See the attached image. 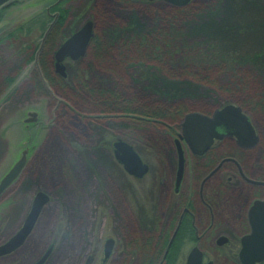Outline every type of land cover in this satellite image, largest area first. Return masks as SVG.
I'll list each match as a JSON object with an SVG mask.
<instances>
[{
    "label": "rangeland",
    "instance_id": "rangeland-1",
    "mask_svg": "<svg viewBox=\"0 0 264 264\" xmlns=\"http://www.w3.org/2000/svg\"><path fill=\"white\" fill-rule=\"evenodd\" d=\"M53 1L20 0L0 6V37L22 27L13 38L0 41V74L8 77V88L0 92V180L21 152L29 151L20 176L0 196V244L22 226L37 192L50 196L26 241L0 256V264H35L50 243L55 248L47 264H85L93 253L99 260L92 264H101L108 238L116 242L117 260L112 264H138L130 259L125 263L128 242L135 233L140 234V225L151 230L155 224L156 205L143 190L145 186L153 189L151 180L158 175L167 153L177 162V132L172 129L179 131V125L164 120H155L156 126L138 123L127 117L125 110L102 113V106L107 105L101 104L99 109L88 104L101 92L92 85L113 87L125 96L124 106L133 109H157L159 105H177L178 99H183L189 112H210L241 99V92L233 88L237 76L233 71L245 76L246 81L250 74L251 79L255 76L248 67L262 72L264 0H207L192 3L183 14L166 3H60L66 15L61 24L52 26L42 51V62L52 63L48 73L52 78L54 73V81L61 79L55 78L60 76L54 71L53 52L87 20H94L95 34H103L105 45L113 47L100 57L96 54L101 51L92 47L79 61L67 60L64 86L62 82L51 85L43 70L38 71L39 45L51 16L60 15ZM172 18L178 22L175 27ZM135 38H142L146 44L143 51L155 56L162 57L170 48L168 62L161 66L156 61H142L147 56H139ZM175 51L179 55L172 54ZM175 57L184 58L186 63L222 64L215 77L212 75L216 84H205L198 74L188 79L166 77ZM77 69L86 71L90 84L83 82ZM217 80L226 84H217ZM28 111L38 112V120L27 126L24 119ZM182 119H177L178 124ZM117 139L127 141L143 159L153 163L144 187L124 174L114 159L112 144ZM221 191L215 201L214 228L203 238L204 252L214 264H237L228 255L239 245L219 248L215 239L219 234L240 231L235 213L241 194L231 189ZM161 203L165 205L166 200L161 199ZM192 245L183 247L177 264H185Z\"/></svg>",
    "mask_w": 264,
    "mask_h": 264
},
{
    "label": "flooded vegetation",
    "instance_id": "flooded-vegetation-1",
    "mask_svg": "<svg viewBox=\"0 0 264 264\" xmlns=\"http://www.w3.org/2000/svg\"><path fill=\"white\" fill-rule=\"evenodd\" d=\"M18 1L20 0H9L5 3H17ZM88 1L90 3L100 2V0ZM102 1L103 3H147L150 5H153L154 3H166L168 6H171L173 10L176 8H182L185 9L184 12L187 11L186 8L190 7L192 3H207V0ZM78 2L79 0L53 1V3ZM216 2L221 3V0H216ZM174 3L185 4L175 5ZM48 14L52 15V13L50 12H48ZM51 17V23L53 22L54 26L55 24H57L60 17L59 12ZM172 20L175 24L172 26L175 27L178 22L175 21L174 18H172ZM88 21H91L93 24V36L90 39L86 53L91 49L90 47L92 41L96 35L94 20L89 19L86 22ZM71 35H69V37ZM63 43L59 44V47L56 49V51ZM45 45L42 47V41L39 45V72L42 71V51ZM110 47L111 44L107 43L106 48L104 47L102 49V53L104 49L109 50ZM56 51L53 52L54 58L52 61L54 64L55 72ZM170 51L172 50H168L167 53H170ZM50 52H48V54H50ZM167 53L162 54L164 60H166L167 56L165 57V55ZM262 56L264 57V53ZM80 58L71 59L68 57L64 61V64L67 60L77 62L80 60ZM262 64L263 65L261 66V73H258L254 69L248 67V71H250V73L255 76H253V79H251L252 77L250 74L251 80L248 79L247 81L245 80V76L243 77L242 75H238V72L233 71L234 75H237L234 81L236 85L233 86V88L241 92V99L231 101L232 103L229 102L224 103L223 105H219L210 112H200L209 117H212L215 110L222 109L228 104H234L241 108V111L248 117L254 131L252 137L248 134L247 141L245 143L240 144L238 142L237 136H235L234 134L230 135L226 133L221 138H214L213 143L204 153H194L187 142L180 139L179 137V135L181 134V123L183 122L185 116L190 112L199 111L187 112L184 114L181 122L177 124L179 125V131H177L178 129L171 128L175 133L177 132V136L174 139L177 162H174L172 159H170L168 153L166 154V159L161 160V166L157 170L158 175H156L155 178L151 180V183L154 184V187L153 189L151 188V190L146 189L147 186H145V180L148 174L153 171V163L150 164L147 160L143 159L141 153H139L138 150H136V148L134 147L136 152L140 155L142 161L147 164L148 171L142 177H136L130 174L125 169L123 164H121L116 159L114 155V143L116 140L113 142V156L116 162L120 165L119 167H121L124 174H127L135 182V184L140 185L141 187L145 186L143 191L145 192L146 198L149 200L151 199V203H153V205H156L154 215L155 224L153 229L149 230L146 228H142L141 225L139 226L140 234L135 233L132 239H130L131 241L128 242L129 244L127 245V247L129 249V254L125 256V263L127 259H130L137 260L138 264H164L167 261H169L171 264H177V261L181 258L183 247L188 243H193L192 247L186 255L185 263L192 248L198 247L203 253V262L207 263L210 261L212 262V264H214V260L209 259L204 252L205 250L203 246V238L208 231L214 228L215 220L217 218L215 201L219 199L222 192L221 190L231 189L241 194V199L237 204V210L235 213V215L237 216L235 217L237 222L236 226H238V230L240 231L237 232V230H234L235 233L230 235L227 233L219 234L215 239V244L219 248H223L230 243H233V247L235 248L239 245V249L237 251H232V254L228 256L230 257V259L235 260L237 264H242L240 258L242 238L245 235L250 234L251 232L250 212L254 209L256 203L259 204L258 202H264V58H262ZM162 65L163 64H161V66ZM220 66H222V64H220ZM220 66L219 64L216 66V72L219 70ZM169 68L170 66L167 68V71H169ZM59 76L60 78L58 79L65 81V77H62L60 74ZM165 76L174 80V78L172 76H169L168 74H165ZM40 82H42V77L40 79ZM217 83H220V85L226 84L224 80H217ZM34 123H37V121ZM177 140H179L178 142H180V146L183 152V170L180 180H178L180 154ZM48 197L50 201V196L48 195ZM161 199L163 201L166 200L165 205L164 203H161ZM49 201L42 208V212L48 205ZM253 213L256 212L253 211ZM222 236L225 237V241L219 243V239ZM109 239L112 240V243L109 244V255H106L107 242ZM48 245L49 244L45 246L42 257L47 253V251H49V254L41 264H47L50 260L51 255L53 254L55 245L53 243H50L49 246ZM115 248V240L113 238H108L103 245V258L101 264H112L117 260V256H115ZM97 259L99 260L98 256L93 253L86 257L85 264H92ZM55 261L58 260L56 259ZM256 264H264V260L257 262Z\"/></svg>",
    "mask_w": 264,
    "mask_h": 264
},
{
    "label": "water",
    "instance_id": "water-1",
    "mask_svg": "<svg viewBox=\"0 0 264 264\" xmlns=\"http://www.w3.org/2000/svg\"><path fill=\"white\" fill-rule=\"evenodd\" d=\"M7 1L9 0H0V6ZM174 4L184 5L185 3ZM53 24L52 22L44 34L42 47ZM92 36L93 24L88 21L64 41L55 53V70L58 74L62 77L67 76L64 61L68 57L79 59L84 56ZM37 116L38 113L36 111H28L24 122L28 126L29 123L37 121ZM226 133L237 136L240 144L247 141L248 134L251 137L254 134L248 117L241 111V108L234 104H228L222 109L215 110L212 117L200 112L188 113L181 123V134L179 137L187 142L194 153L202 154L211 146L214 138H221ZM178 141L180 154L178 180H180L183 170V152ZM28 152V149H24L11 169L1 178L0 196L20 176L27 163ZM114 155L125 169L136 177H142L148 171L147 164L142 161L134 146L127 141L122 139L115 141ZM48 201L49 197L45 192L39 191L36 193L22 226L6 242L0 244V256L11 253L26 241L38 221L42 208ZM258 203L255 204L254 209L250 212L251 232L242 238L240 251L242 264H256L264 260V202ZM253 211L256 213H253ZM224 241L225 237H220L219 243ZM110 243H112L111 239L107 242L106 255H109ZM48 254L49 251L36 264H41ZM185 264H212V262L204 263L202 251L198 247H194L190 251Z\"/></svg>",
    "mask_w": 264,
    "mask_h": 264
},
{
    "label": "trees",
    "instance_id": "trees-1",
    "mask_svg": "<svg viewBox=\"0 0 264 264\" xmlns=\"http://www.w3.org/2000/svg\"><path fill=\"white\" fill-rule=\"evenodd\" d=\"M53 8L60 11V17L58 19L57 24L58 23L61 24L63 22V18L66 15V11L67 10L61 9L60 4L57 5V6H54ZM176 10H180L181 12L176 11ZM176 10H174V11L178 12L180 14L186 13V12H184L185 9H182V8L181 9H177L176 8ZM0 16H1V13H0ZM21 29H22V27H19V28L15 29L13 32L5 34V36L0 37V41L8 40L10 38H13L19 32V30H21ZM54 29H55V27H54ZM52 32H51V34H52ZM51 34H50V36H51ZM134 40L137 41L135 43L137 47H135V48L141 53V55H139V56H142V54H146V56H147V57H144L142 61H144V62L156 61V62H158L160 64H163L162 62H168V61L164 60V58L159 56V55L155 56V55L150 54L149 52H144L143 51V48H144L143 46H146V44H143L142 41H140V40H142L141 38H135ZM135 41H133V42H135ZM105 43H106L105 42V36H103V34H102V36L101 35L99 36L97 34V35H95V38L93 39L90 48L93 47L94 51L99 50L102 53V49L104 47L106 48ZM167 47H168V45H166L165 48H167ZM111 48H113V47H110V49ZM124 48H126V47H124ZM157 50H160V48L157 47ZM168 50H170V48H168ZM106 52H107V50L104 49L102 54L101 53H97L96 55L100 57L102 55H105ZM125 52L128 53V51H125ZM139 52H136V53H139ZM151 52H154V51H151ZM168 54H170V53H167L165 55V57L168 56ZM172 54L179 55L176 51L172 52ZM127 55L128 54H126V56ZM185 65H186L187 68L183 69V66H185ZM216 65L217 64L215 62H205V61L195 62V61H192V60L191 61L187 60V63H186L184 58L180 59L178 57L177 58L175 57L174 60H173V64L170 65L169 71H166V72H167V74L169 76H172L175 79L184 78V77L186 79H188L187 77H189V76L195 77L198 74V77H201L202 81H204L205 84L213 85V84H216L215 81L212 80V77L213 76L215 77V74H216ZM52 68L53 67H52L51 64L45 65V63L42 62V70H43L46 78L50 82V84L54 85V83H56V82H62V86L66 85L67 82H65L64 80H55L54 81V73H53V78L48 73V70L51 72ZM183 71H186V73H182ZM85 72H86L85 70L81 71V70L77 69V75L80 78L82 77L84 79L83 82H88L89 83V81L86 79L88 76L85 74ZM3 75H4V73L0 74V92L5 90V88L7 87L6 84L8 82V77L7 76H3ZM203 75H206V78H204ZM3 77H6V78H3ZM55 78L58 79L57 77H55ZM116 82H118V80ZM211 82L213 84H211ZM114 84H117V83L114 82ZM92 88L94 90H96V91L101 90V92L99 91L98 98H94V97L91 96L94 100L91 101L92 103L88 102V104L90 106L98 107L100 109L99 106L101 104L107 105V107L102 106L103 109H104L102 111V113H104V112H110V113L117 112V113H120V112H123V110H125L124 113H126V116L131 118L133 121L138 122V123L152 124L153 122H156L155 120H164V121H168V122L174 121L175 124H178L177 119H180L181 117L184 116L185 113L189 112L188 111L189 110V106H187L184 103L185 100L182 101L183 99H178V100H180V103L177 104V105H170V106L166 105V107H163V106L159 105V107L157 109H149V108H146V109H133V108H131L129 106H124L125 96L122 95V93H119L113 87L107 86L104 83H102V85H100L99 88H96L95 84L92 85ZM81 92H82V90H81ZM107 94H109L108 97L111 98L112 100H115V102L110 101V99L107 98ZM126 105H129V103H127ZM108 107H110V108H108ZM92 110H94V109H92ZM116 110H118V111H116ZM153 125L156 126L158 124L157 123H153ZM151 127H152V125H151ZM151 264H157V263H151ZM164 264H171V263L169 261H167Z\"/></svg>",
    "mask_w": 264,
    "mask_h": 264
}]
</instances>
